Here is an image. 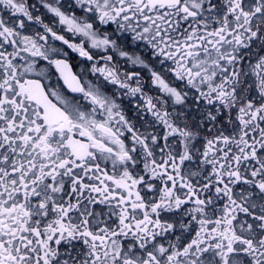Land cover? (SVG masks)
<instances>
[{
	"label": "snow or ice",
	"instance_id": "snow-or-ice-1",
	"mask_svg": "<svg viewBox=\"0 0 264 264\" xmlns=\"http://www.w3.org/2000/svg\"><path fill=\"white\" fill-rule=\"evenodd\" d=\"M0 264H264V0H0Z\"/></svg>",
	"mask_w": 264,
	"mask_h": 264
}]
</instances>
